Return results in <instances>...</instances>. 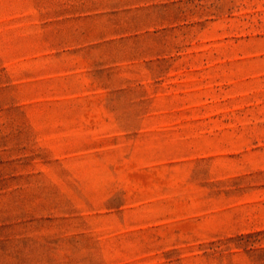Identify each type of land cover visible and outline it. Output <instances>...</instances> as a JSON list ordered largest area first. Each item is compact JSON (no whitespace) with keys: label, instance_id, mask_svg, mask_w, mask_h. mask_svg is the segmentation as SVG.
Instances as JSON below:
<instances>
[{"label":"rangeland","instance_id":"1","mask_svg":"<svg viewBox=\"0 0 264 264\" xmlns=\"http://www.w3.org/2000/svg\"><path fill=\"white\" fill-rule=\"evenodd\" d=\"M0 264H264V0H0Z\"/></svg>","mask_w":264,"mask_h":264}]
</instances>
